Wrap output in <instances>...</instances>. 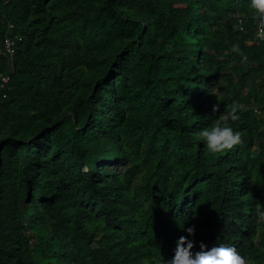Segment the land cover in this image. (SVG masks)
I'll use <instances>...</instances> for the list:
<instances>
[{
  "label": "trees",
  "instance_id": "1",
  "mask_svg": "<svg viewBox=\"0 0 264 264\" xmlns=\"http://www.w3.org/2000/svg\"><path fill=\"white\" fill-rule=\"evenodd\" d=\"M249 3L0 0V42L16 37L0 56V264H167L191 226L194 253L264 264ZM233 104L244 142L210 153L198 132Z\"/></svg>",
  "mask_w": 264,
  "mask_h": 264
},
{
  "label": "clouds",
  "instance_id": "2",
  "mask_svg": "<svg viewBox=\"0 0 264 264\" xmlns=\"http://www.w3.org/2000/svg\"><path fill=\"white\" fill-rule=\"evenodd\" d=\"M249 7L259 29L258 36H264V0H250ZM233 51H239L238 47L234 46ZM219 108V104L214 105L212 113L216 114ZM238 112V105L233 104L230 109L216 118L210 127L203 128L198 132L210 153L230 151L244 142L245 133L234 130L228 124L229 120L236 121L240 118ZM261 219H264V213H261ZM181 229L187 233V236L179 237L174 257L167 264H250L249 260L242 256L234 246L226 244H219L208 249L207 245L201 242L200 250L194 253L192 249L195 242L189 239L195 235L194 226L181 227Z\"/></svg>",
  "mask_w": 264,
  "mask_h": 264
},
{
  "label": "built area",
  "instance_id": "3",
  "mask_svg": "<svg viewBox=\"0 0 264 264\" xmlns=\"http://www.w3.org/2000/svg\"><path fill=\"white\" fill-rule=\"evenodd\" d=\"M258 31L257 29L256 36L260 39L264 38V36H258ZM15 38L14 36H11L9 34L5 35L0 42V56L7 57L8 59H11L12 56L15 53L16 49V43H15ZM9 77L8 75L3 74L0 72V88L3 89L7 86Z\"/></svg>",
  "mask_w": 264,
  "mask_h": 264
}]
</instances>
